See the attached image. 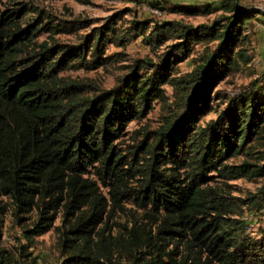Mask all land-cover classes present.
Returning <instances> with one entry per match:
<instances>
[{
	"label": "trees",
	"instance_id": "16d2710c",
	"mask_svg": "<svg viewBox=\"0 0 264 264\" xmlns=\"http://www.w3.org/2000/svg\"><path fill=\"white\" fill-rule=\"evenodd\" d=\"M3 3L0 222L9 206L19 221L36 213V222L25 231L31 240L52 231L61 214L56 230L66 256L62 264H114L122 255L128 264H264V229L262 238L253 239L245 220L235 218L247 204L264 208V189L240 201L213 186L209 176L264 178V149L256 150L264 145L262 78L231 99L216 121L202 125L213 111L214 90L253 61L245 25L257 11L223 0L207 13H228L224 23L195 27L164 21L151 30L149 23H135L123 35L117 14L72 46L57 43L54 36L75 33L86 23L53 24L50 17L31 18L38 10L32 4L2 10ZM175 12L204 14L194 7ZM44 31L51 42L37 41ZM131 33L152 48L173 38L179 42L159 62H136L114 88L92 97L78 81L60 76L73 69L106 68L114 59L106 55L108 46L125 47ZM214 42L187 78L176 76L175 67L190 58L194 45ZM166 86L174 90L173 102ZM157 103L169 109L163 125L135 131L139 142L125 153L118 143L129 125L146 118ZM241 155L246 158L241 164H230ZM126 203L141 215L127 226L119 224L115 234L109 221L130 211ZM4 253L0 248V264H19Z\"/></svg>",
	"mask_w": 264,
	"mask_h": 264
},
{
	"label": "rangeland",
	"instance_id": "374dc122",
	"mask_svg": "<svg viewBox=\"0 0 264 264\" xmlns=\"http://www.w3.org/2000/svg\"><path fill=\"white\" fill-rule=\"evenodd\" d=\"M89 3L82 4L75 0H16L13 2L4 0L1 6L2 10L7 8L14 9L21 3L32 4L38 10L31 13V18L50 17L53 24L80 21L83 24L75 33H59L54 36L59 44L80 45L88 35L94 34L97 28L103 26L117 14L121 15L118 29L120 35L128 32L135 23H149L151 30L156 23L164 21H179L184 24L199 26L211 25L215 22L224 23L228 13L224 11H213L207 13L208 9L220 7L223 0H87ZM239 7L242 10L257 11L248 20L245 25V34L249 36L250 44L246 48L253 57V61L241 68L240 71L233 73L225 79L213 92L212 105L213 111L202 120L205 126L212 121H216L219 115L229 106L230 100L241 96L248 91L254 82L262 78L264 85V0H238ZM177 7H194L204 14L198 16L184 15L175 12ZM41 13V14H40ZM131 33L127 39L125 47L110 45L107 49V56H114L110 65L106 68H100L93 71L85 69H73L60 73V76L76 80L83 85V91L86 96L92 97L104 91H108L117 85V82L129 73L130 66L139 61H150L157 63L167 51V48L179 42L174 38L166 42L159 48H152L142 37H132ZM50 32H42L37 41H49ZM52 41V40H51ZM49 41V42H51ZM216 42L197 44L193 47V53L190 58L178 64L175 68V74L181 78H187L202 62L203 56L207 51L215 48ZM166 95L173 102L175 99L174 90L170 86L165 87ZM169 109H162L160 104H155L154 110L150 112L143 120L133 122L127 129V135L123 138L119 147L125 153L131 152L135 141L139 135L135 131L148 128L150 131L159 129L164 121ZM253 144V143H252ZM251 144V145H252ZM263 144V143H262ZM259 144L256 150H263L264 145ZM245 156H239L230 161V164H241ZM215 182L211 183L215 187L226 189L230 196L240 201H248L251 198L260 195L264 189V178L249 180L246 178L236 180L221 179L217 173H211ZM227 184L229 187H225ZM8 203L6 199L3 201ZM238 202V201H237ZM240 203V202H239ZM127 211L118 213L109 221V227H113V232H120L122 227L119 224L127 226L135 217H140L141 212L134 204H124ZM249 204L239 209L237 216L247 223V234L256 240L262 238L261 230L264 229V208L258 210L256 207H248ZM37 214L23 215V220L19 221L13 214L11 206L8 211L2 215L0 222V248L5 251L7 257H14L19 264H62L66 256L63 255L60 247L61 232L56 228L62 226V215H59L55 223V228L42 235L32 236L28 239L25 231L32 228L36 222ZM29 254L27 257L24 254ZM114 264H128V259L124 255L116 258Z\"/></svg>",
	"mask_w": 264,
	"mask_h": 264
}]
</instances>
